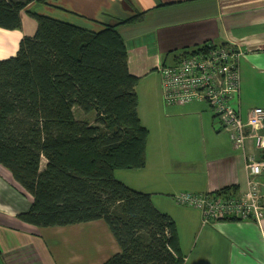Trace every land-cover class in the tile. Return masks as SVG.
Segmentation results:
<instances>
[{
  "label": "crops",
  "instance_id": "0c3cea01",
  "mask_svg": "<svg viewBox=\"0 0 264 264\" xmlns=\"http://www.w3.org/2000/svg\"><path fill=\"white\" fill-rule=\"evenodd\" d=\"M26 11L92 31L145 13L141 22L117 25V31L127 48L129 73L138 78L137 114L149 133L146 164L141 170L115 171L114 178L149 195L153 206L172 218L183 264H264V218L259 224H203L198 210L173 201L179 193L246 190L245 159L209 107L193 103L167 108L154 138L148 125V101L161 100L157 65H172L206 44L237 46L243 53L237 108L242 119L252 108L264 111V0H49L32 3ZM35 31L36 23L26 12L19 30L0 29V60L15 56L20 40ZM247 152L258 155L250 141ZM31 203V196L0 165V264H103L119 253L101 220L51 228L22 222L18 216Z\"/></svg>",
  "mask_w": 264,
  "mask_h": 264
},
{
  "label": "trees",
  "instance_id": "16d2710c",
  "mask_svg": "<svg viewBox=\"0 0 264 264\" xmlns=\"http://www.w3.org/2000/svg\"><path fill=\"white\" fill-rule=\"evenodd\" d=\"M48 1L0 0V29L19 30L23 12L36 23L15 56L0 60V165L32 198L18 218L38 228L103 221L120 249L103 264H183L172 218L114 178L146 164L138 78L117 31L145 13L92 31L26 11ZM74 108L92 113L93 125L76 120Z\"/></svg>",
  "mask_w": 264,
  "mask_h": 264
},
{
  "label": "built area",
  "instance_id": "2783aa9c",
  "mask_svg": "<svg viewBox=\"0 0 264 264\" xmlns=\"http://www.w3.org/2000/svg\"><path fill=\"white\" fill-rule=\"evenodd\" d=\"M243 53L237 46L206 44L195 53L182 55L172 65L159 63L161 100L165 107L204 103L228 134L232 146L245 159L246 190L241 194L219 192L179 193L173 201L201 213L203 224L217 221H251L259 224L264 218V159L247 152L248 142L254 150L264 151V111L252 108L242 119L238 100L240 95L239 60Z\"/></svg>",
  "mask_w": 264,
  "mask_h": 264
},
{
  "label": "rangeland",
  "instance_id": "374dc122",
  "mask_svg": "<svg viewBox=\"0 0 264 264\" xmlns=\"http://www.w3.org/2000/svg\"><path fill=\"white\" fill-rule=\"evenodd\" d=\"M239 78H240V91H241V75L239 76ZM144 103H147V99H144ZM142 105H143V100L141 99V106ZM204 106H206V104ZM167 108H170V107H165L160 99L158 102L157 100H154L152 97V99L148 101V112H149V120H150L148 125L150 129L149 132L151 133L152 138H154L157 132V129H158L157 123L165 121L164 111H166ZM74 116H75V119L78 121L86 122L91 125H93L94 123V115L92 113H83L78 108H74ZM225 221H229V220H225Z\"/></svg>",
  "mask_w": 264,
  "mask_h": 264
}]
</instances>
